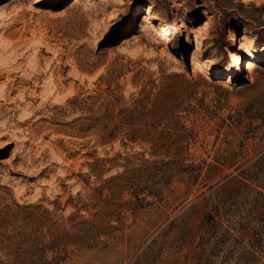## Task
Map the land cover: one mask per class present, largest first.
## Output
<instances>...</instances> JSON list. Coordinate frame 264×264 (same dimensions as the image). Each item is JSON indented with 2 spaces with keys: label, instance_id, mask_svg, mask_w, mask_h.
Listing matches in <instances>:
<instances>
[{
  "label": "rangeland",
  "instance_id": "1",
  "mask_svg": "<svg viewBox=\"0 0 264 264\" xmlns=\"http://www.w3.org/2000/svg\"><path fill=\"white\" fill-rule=\"evenodd\" d=\"M0 264H264V0H0Z\"/></svg>",
  "mask_w": 264,
  "mask_h": 264
},
{
  "label": "bare ground",
  "instance_id": "2",
  "mask_svg": "<svg viewBox=\"0 0 264 264\" xmlns=\"http://www.w3.org/2000/svg\"><path fill=\"white\" fill-rule=\"evenodd\" d=\"M236 39L239 40V41L242 40V38H240V37H238V38L236 37ZM236 39H235V40H236ZM239 61H240V64H241V65H243V64L245 65V63H243L244 60L240 59ZM248 64H249V63H248Z\"/></svg>",
  "mask_w": 264,
  "mask_h": 264
}]
</instances>
